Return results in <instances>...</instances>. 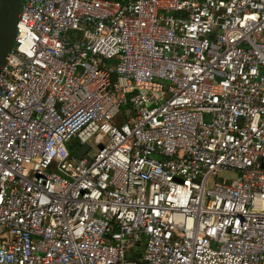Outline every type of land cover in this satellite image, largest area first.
Segmentation results:
<instances>
[{
	"label": "built area",
	"instance_id": "obj_1",
	"mask_svg": "<svg viewBox=\"0 0 264 264\" xmlns=\"http://www.w3.org/2000/svg\"><path fill=\"white\" fill-rule=\"evenodd\" d=\"M20 2L0 264H264V0Z\"/></svg>",
	"mask_w": 264,
	"mask_h": 264
},
{
	"label": "water",
	"instance_id": "obj_2",
	"mask_svg": "<svg viewBox=\"0 0 264 264\" xmlns=\"http://www.w3.org/2000/svg\"><path fill=\"white\" fill-rule=\"evenodd\" d=\"M20 4V0H0V71L13 45ZM88 148V144H83L74 155L80 158Z\"/></svg>",
	"mask_w": 264,
	"mask_h": 264
},
{
	"label": "rangeland",
	"instance_id": "obj_3",
	"mask_svg": "<svg viewBox=\"0 0 264 264\" xmlns=\"http://www.w3.org/2000/svg\"><path fill=\"white\" fill-rule=\"evenodd\" d=\"M116 120H117L118 123H121V122L123 121V115H122V113L119 114V115L116 117ZM90 144L93 145V146H95L93 139L90 140ZM133 248L135 249V248H141V247H136V246H134Z\"/></svg>",
	"mask_w": 264,
	"mask_h": 264
}]
</instances>
